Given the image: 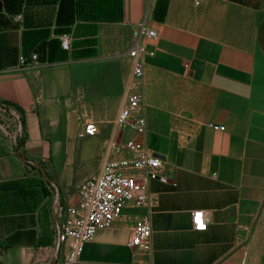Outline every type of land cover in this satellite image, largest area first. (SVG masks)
<instances>
[{
  "label": "crops",
  "instance_id": "obj_1",
  "mask_svg": "<svg viewBox=\"0 0 264 264\" xmlns=\"http://www.w3.org/2000/svg\"><path fill=\"white\" fill-rule=\"evenodd\" d=\"M143 21L157 39L141 40L135 80L126 53ZM64 34L69 51L60 47ZM127 92L140 97L146 121L144 135L127 137L159 156L170 179L148 182L151 250L127 247L146 214L128 204L77 264L241 263L264 214L256 11L242 0H0V102L17 111L24 133L16 144L0 134V264L63 259L57 208L76 205L79 184L109 158ZM85 122L95 135L82 134ZM197 210L208 215L203 232L192 229Z\"/></svg>",
  "mask_w": 264,
  "mask_h": 264
},
{
  "label": "built area",
  "instance_id": "obj_2",
  "mask_svg": "<svg viewBox=\"0 0 264 264\" xmlns=\"http://www.w3.org/2000/svg\"><path fill=\"white\" fill-rule=\"evenodd\" d=\"M132 34L135 42L126 56L132 61L133 79L140 80L143 75L141 59L144 54L141 40H156L157 34L145 21L139 23ZM71 40L69 34L59 38L63 51H69ZM32 60H36V56H32ZM140 102L141 99L136 93H126L114 120L116 132L107 141L109 158L103 162L97 173L79 184L76 205L65 209L57 208L60 218L57 241L59 245L66 247V253L56 264H77L84 246L93 240L98 231L110 229L128 204L146 211V214L139 216L134 222L126 245L133 251L144 254L150 252L152 232L148 213L153 202L147 194L148 182L169 184L170 179L161 172L163 161L159 156L150 152L142 142L127 137V134L142 136L145 133L146 121L138 111ZM213 128L223 130V127ZM96 133L97 127L94 123L83 124V135L93 136ZM0 134L15 144L24 135L17 111L3 102H0ZM171 185L175 186L174 183ZM207 222L208 215L204 211L191 213L194 231H205Z\"/></svg>",
  "mask_w": 264,
  "mask_h": 264
},
{
  "label": "rangeland",
  "instance_id": "obj_3",
  "mask_svg": "<svg viewBox=\"0 0 264 264\" xmlns=\"http://www.w3.org/2000/svg\"><path fill=\"white\" fill-rule=\"evenodd\" d=\"M242 2L256 11L257 21L261 22L264 28V0H242ZM65 181L69 182L68 178ZM242 246L245 250L240 264H264V214L259 226L250 232L248 243Z\"/></svg>",
  "mask_w": 264,
  "mask_h": 264
},
{
  "label": "water",
  "instance_id": "obj_4",
  "mask_svg": "<svg viewBox=\"0 0 264 264\" xmlns=\"http://www.w3.org/2000/svg\"><path fill=\"white\" fill-rule=\"evenodd\" d=\"M30 64V61H23L22 62V65H24V66H27V65H29Z\"/></svg>",
  "mask_w": 264,
  "mask_h": 264
},
{
  "label": "snow or ice",
  "instance_id": "obj_5",
  "mask_svg": "<svg viewBox=\"0 0 264 264\" xmlns=\"http://www.w3.org/2000/svg\"><path fill=\"white\" fill-rule=\"evenodd\" d=\"M202 226V225H201Z\"/></svg>",
  "mask_w": 264,
  "mask_h": 264
}]
</instances>
